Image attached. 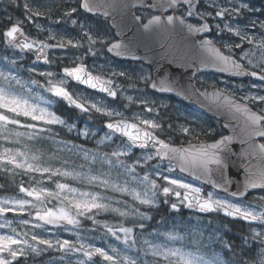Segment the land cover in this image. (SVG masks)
Segmentation results:
<instances>
[{
    "label": "snow or ice",
    "instance_id": "obj_1",
    "mask_svg": "<svg viewBox=\"0 0 264 264\" xmlns=\"http://www.w3.org/2000/svg\"><path fill=\"white\" fill-rule=\"evenodd\" d=\"M8 2L15 8H22L27 21H34L37 17L50 18L51 16L50 8L36 6L31 0H23L22 3L20 0H8ZM162 6L165 10L172 9L173 14L166 17L153 16L146 24H143L146 31L153 29L154 26H160L179 32L192 38L193 44L210 53L207 63L217 71L229 72L237 76H249L264 82V20L248 16L256 9L249 7L246 0H165ZM146 7L151 8L156 5L149 4ZM80 10L92 15H100L102 12L105 18L110 15L101 0H77L75 5H70L63 11L62 17L79 29L75 35L61 34L36 24L39 32L46 33V35L43 39L32 38L23 29L24 21L9 15L6 18V30L0 31V36L6 40L8 47L19 49L21 52L25 50L35 52V59L43 60L45 64L53 63L49 59V49H84L79 55L75 51L66 54V65L63 58L57 57L62 65V73L42 71L38 75L45 78L44 83L36 79H30L28 83L44 89L83 113L94 111L108 118H118L110 119L105 124L109 132L106 133L104 140H111L113 136L119 134L117 138L122 141V144L111 153V156L116 158V164L123 170L118 171V175L126 176L128 179H125L122 184L115 183L104 178L111 175L110 171L101 175H93L91 170L88 174H84L74 169L62 170L46 165L42 163V156L31 153L27 145H25V150L11 147L0 148V169L5 172L29 175L37 185L26 187L20 183L17 187L19 193L24 194L23 197L0 198V218L3 220L0 222V229H10V234H0V264H26L29 257L40 256L49 250L62 253L60 259L70 254L81 253L92 264H95L93 257L96 256L100 257L104 264H138L137 259L122 254L115 247L108 251L80 240L76 242L67 239L53 240L35 232H18L12 226L13 221L6 219L9 213L18 216L27 213L32 217L34 210L33 219L36 223H32L29 219H21L18 223L24 226L31 224V227L36 229L52 225L68 230L67 226L78 227L81 217L94 219L95 215L100 212L116 213L125 219L134 215H138L141 220L151 219L147 213L140 212L139 206L131 211L122 210L113 206L111 197L96 191L82 190L58 180L53 181L55 190L45 187L42 184L45 175L48 180H53V177L70 178L82 184L86 183L90 186L126 194L131 196L133 201H138L139 205H147L149 208L157 206L158 202H161V197L164 198L163 203H168L174 196L176 202L170 204L173 210L179 211L180 206H186L202 213L223 212L228 217L243 220L248 223L250 229V235L245 238L244 242L252 247L241 251H244V255L255 253L256 247H259L260 251L245 260L234 245L225 244V248L238 257L234 261H229L228 264H264V143L255 142L256 138H264V93L250 91L244 95H237L228 88L220 89L215 85L211 86L213 89L211 93L207 88L203 90L195 86L192 88L197 98L211 100L217 110H226L237 120L242 118L244 125L242 131L252 142L250 144L253 149L251 155L258 157L262 162L259 167L251 164L243 166L245 173L243 182L232 180L228 178L226 172L232 158L236 157L231 147L235 134L228 136L222 132L217 133L213 128L205 129L191 121L183 124L166 121L160 114V108L166 106L157 107L154 101L144 99L142 94L136 99L132 96L125 98L128 104L122 107L127 108L132 104H140L146 113L129 118L123 111L105 107L93 102L89 97L69 91L66 85L70 78L78 85L106 93L107 97L117 100L118 89L115 87L113 78L127 76L123 71L117 72L111 69L105 71L102 66L96 68L93 65L90 69L84 63L86 55H97L96 46L106 48L109 53H114L116 56L127 55L129 50L122 42H112L101 36L98 31L94 32L86 22L73 19V16L78 15ZM194 16L199 17L201 23L189 22L188 18ZM246 16H248L247 23L241 26L240 20ZM136 19L139 20L140 17ZM209 20L215 23H209ZM249 28H255L258 32L249 33ZM214 30L218 37L228 34L238 40L221 43L220 47H217L214 40L207 36L198 41L195 39L201 33H211ZM132 58L137 59L138 57L133 55ZM12 63L16 62L12 61ZM30 71L35 73L36 69L32 68ZM94 71L97 74H94ZM149 85L152 89L161 92L175 90L173 82L167 79L152 81L150 77L145 78V87ZM129 86L135 87V85ZM25 88V84L17 76H13L10 72L6 74L0 71V139L9 141L14 137L15 139L11 142L16 144H19L21 138L25 136L28 139H34L40 124L65 125L69 131L72 130L74 125H67L66 121L51 111L49 107L43 106L50 105L51 100H46L41 95H32L31 87L26 88L28 94L25 95L24 91H21ZM251 88L256 89L258 85L252 83ZM20 117L38 123H22ZM9 125H19L32 132L9 129ZM228 126V124L223 125L224 128ZM39 131L46 132L51 129L40 127ZM83 135L88 136L89 132L85 130ZM217 136L219 138H216ZM125 137L126 141L123 139ZM181 138H183L182 143ZM209 140L211 142H208ZM103 142V140L100 141V143ZM133 149L147 150V153L140 158H135L131 155ZM80 151L84 154L85 160L89 159L87 150L81 146ZM246 154L241 153L240 155ZM104 155L108 157V153ZM122 156L129 157L133 162L129 164L121 160ZM91 159L95 162L97 157L92 155ZM151 161L155 163H150ZM107 163L112 165L111 159H108ZM16 170L20 172L17 173ZM32 173H38L39 178L31 175ZM181 174H186V177ZM214 176H218L219 179H214ZM188 178L194 182H202L201 186L188 182ZM203 184H210L213 190L206 191ZM3 187L4 185H0V188ZM250 190H259V192L249 199ZM52 201L58 203L49 207ZM124 203L127 205V201ZM104 227L107 234L115 237L116 240L122 239L129 248L138 243L132 227L121 224L114 228L107 223ZM139 228L144 229V223L141 222ZM118 233H122L123 236ZM164 235L172 242L185 241V237L178 233L169 232ZM190 243L189 239L181 247H169L167 244H153L145 239L143 244L146 247L143 248V253L145 256L150 254L154 258L150 264H225L215 255L210 259H205L204 255H198L191 250L186 251L185 248ZM21 258L24 260L22 261ZM79 264H86V261L80 260ZM140 264L144 262L140 261Z\"/></svg>",
    "mask_w": 264,
    "mask_h": 264
},
{
    "label": "rangeland",
    "instance_id": "obj_2",
    "mask_svg": "<svg viewBox=\"0 0 264 264\" xmlns=\"http://www.w3.org/2000/svg\"><path fill=\"white\" fill-rule=\"evenodd\" d=\"M20 2L22 3L23 0H20ZM31 2L36 6L50 8V18L37 17L34 19V21H27L25 19L22 8H15L11 6L8 0H0V31H3L6 28V18L9 15H11L13 18H19L24 21L23 25L27 24V33L30 36L38 37L41 39L44 38L46 33L39 32V30L35 26L36 24L43 25L46 29H51L52 31L59 32L61 34L75 35L79 31V29L77 27H74L67 19H62L63 11L68 6L75 5L77 0H31ZM246 2L249 4V7L256 9L254 13H249L248 16H251L252 18L258 20H264V1H262V4H254L248 0H246ZM248 16L241 18V26L247 23ZM73 19H79L81 22H86L94 32L98 31L101 36L105 37L108 40L114 41L116 39V37L108 31V23L105 18L99 16H90L80 10L78 15L73 16ZM56 21L61 22L55 23ZM212 23L214 24L215 21H212ZM248 31L249 33L258 32V30L255 28H249ZM211 38L219 47L221 43H231L234 40H238V38L234 36L230 37L228 34H223L222 36L218 37L215 33V30L213 31ZM1 39L2 36H0V43ZM245 47L248 46L245 45ZM95 50L97 52L96 56H91L89 54L84 58V63H86L90 69H92L93 65H95L96 68H100L102 66L105 71L111 69L117 72L123 71L127 74L126 77L113 78L115 80V87L118 89V99L110 100L106 96L101 95L94 90L87 89L86 87L75 84L68 79V83L66 86L68 87L69 91L73 92L74 94L79 93L86 97H89L93 102L102 104L105 107L115 108L117 110L123 111L125 113V116L129 118L135 115L146 114L143 110V106L140 104H132L127 108L122 107L123 105L128 104V101L125 99L127 96H132L133 99H136L138 95L142 94L144 99L150 102L154 101L157 107L166 106L160 108V114L166 121H171L173 123L179 124H183L186 121H191L194 122L195 125H199L202 128H208L204 127L198 122H195L196 119L189 113V110L181 101H178L170 96L157 94L152 91L149 86L145 87V78H153L152 69L150 66L145 65L141 62L117 60L109 53H107L105 48L99 46H96ZM73 51L77 52V55H79V53L83 52L84 49H66L63 51H57L53 53L51 58V60L53 61V65L49 67H43L37 64L32 59V57L21 54L15 49H9L5 47L4 44H0V71L5 72L6 74L10 72L13 76H17L19 79H21L26 88H32V95H41L46 100H51L52 102L50 105H43L49 107L51 111L55 112V108L57 107H59L61 111H66L67 107L69 106L66 101L54 97L51 93H48L44 89L38 88L35 85H31L28 82L30 81V79H36L39 80L40 83H44L45 78L38 75V73L42 71L50 70L56 73H61L62 65L60 61L57 60V57L63 58L64 64L66 65V54ZM237 52H239V50H237ZM12 61H15L16 63H12ZM32 68L36 69L35 73L30 71V69ZM94 74H97L96 71H94ZM196 81L198 87L201 89H210L212 88V85H215L220 89L228 88L229 90L236 92L237 95H244L246 93H249L250 91L264 93V83L251 80L232 81L224 78L223 76L202 73L196 76ZM252 83H256L258 85V88L252 89ZM129 85H135V87H130ZM15 87L19 88V86ZM26 88L21 90L24 91L25 95L28 94L26 92ZM77 111L80 112V110L78 109ZM59 114L66 121L67 125H74L71 131H69L68 127L65 125L40 124L38 129L36 130L34 139H28L27 136H25L21 138V142L19 144L11 142L15 139L14 137L10 138L9 141L0 139V148L11 147L25 150V145H27V149L30 150L31 153L42 156V163L46 165H51L62 170L67 169L71 171L74 169L75 171L84 174H88L89 170H91V173L93 175H101L102 173H108L110 171L111 175L104 178L109 179L110 182L115 183L122 184L125 179H128V177L126 176L118 175V171L122 172L123 170L120 169L116 164V158L111 156V153L122 144V141L117 138L119 135L116 134V136H113L111 140H104V137L106 133L109 132V130L103 127V122L106 120L118 118H108L101 114L95 113L94 111H91L85 115L89 116V118L87 119H82L78 114H75L71 118H66L63 114ZM56 115L58 114L56 113ZM20 119L22 123H38L27 120L23 117H20ZM58 126L64 128L65 130H61ZM8 127L9 129H15L21 132H32V130L25 129L19 125H9ZM40 127L49 128L51 129V131L40 132ZM85 130L89 132L88 136L83 135V132ZM68 133L71 135H75L73 142L71 141V135H68ZM102 140L104 142L100 143V141ZM182 142L183 138H181V143ZM81 146L83 147V149L89 152V159H84V154L80 151ZM51 153H60L59 155L61 158L52 159L50 157ZM105 153H108V157H105ZM146 153L147 150L133 149L131 155L132 157L140 158ZM92 155H95L97 157L95 162H93L91 159ZM108 159H111L112 165H109V163H107ZM120 159L126 161L129 164L133 162L132 159L125 156L120 157ZM65 161H67V163H64ZM141 163L143 165V161ZM150 163H155V161H151ZM81 165H84V167H80ZM137 171H140L139 167L137 168ZM16 172L19 173L20 170H16ZM31 175L37 176L39 178L38 173H32ZM181 175L184 176L183 174ZM55 180H58L61 183H69L71 186L80 188L82 190L96 191L101 193L102 195H107L112 198L111 202L113 206L119 207L122 210L131 211L134 207L139 206L140 212L147 213L151 217V219L141 220L138 215L129 216L127 219H125L119 217L116 213L100 212L99 214L95 215L94 219L81 217L80 225L75 228H73L72 226H67L68 230H65V228L63 227L57 228L52 225H47L45 226V228L36 229L32 228L31 224L28 226H24L18 223V221L21 219H29L32 220V223H36V221L33 219L35 214L34 210L32 213V217H30L27 213H25L23 216H18L10 213L11 216L6 217V219L13 221L12 226L15 227L18 232H35L45 238L53 240L67 239L72 242L80 240L86 244H91L96 247H102L108 251H110L111 248L115 247L119 249L122 254H126L137 259L138 264H140V261H143L144 264H150V262H152L154 259L150 254L148 256H145L143 253V248L146 247L143 244V241L145 239L149 240L153 244H167L169 247H181L190 239L191 243L188 244L187 248H185L186 251L191 250L198 255H204L205 259H210L213 255H215L220 260L224 261L225 264H228L225 258V253H223L224 250L227 249L225 248V244H228L223 240V232H225L228 227L225 221L215 222L211 219L207 220L199 215H195L193 213L185 211L184 206H180L179 211L173 210L170 207V204L176 202V198L174 196L171 198V200H169L168 203H163L162 200L164 198L161 197V202H158L157 206L149 208V206L147 205H139V202L133 201L132 197L129 195L112 192L110 189H105L102 187L90 186L86 183L82 184L80 181L71 180L70 178L53 177V180H48L47 175H45L42 184L45 187H49L55 190V184L53 183V181ZM19 182H23V184L24 182L27 183V187L37 186L35 181H32L30 179L29 175L5 172L0 169V185H6L3 188H0V198L23 197L24 194L19 193V191L16 194L8 193L10 191V188L13 189V186L18 184ZM188 182L192 181H190V179L188 178ZM132 186L135 187V185ZM125 201H127V205H125ZM56 203L58 202L52 201V203L49 204V207L55 205ZM157 212L163 213L164 218L156 221V216L154 215ZM106 215L112 217L116 216V222L106 221L104 219ZM166 218L167 221H165ZM96 221H99V223H96ZM0 222H3L2 218H0ZM141 222L145 225L144 229L139 228V224ZM105 223L114 228L119 227L121 224L126 227H132L134 229L133 234L137 237L138 240L136 246L129 248L128 245L123 243L122 239L116 240L115 237L107 234V230L104 227ZM169 232L183 235L185 237V241H169L167 236L164 235V233ZM0 234H10V229H0ZM118 234L123 236L122 233ZM239 236L242 237L241 234H239ZM216 245H219V249ZM238 246L241 247L243 246V244L241 243ZM62 255L63 254L60 252L49 250L40 256L34 258L29 257L26 264H79L80 260H85L86 264H92V262L87 261V258L84 257L81 253L70 254L64 259H60ZM244 259L247 260V257H244ZM21 260L23 261L24 258H21ZM93 261H95V264H104L102 259L98 256L93 257Z\"/></svg>",
    "mask_w": 264,
    "mask_h": 264
},
{
    "label": "water",
    "instance_id": "obj_3",
    "mask_svg": "<svg viewBox=\"0 0 264 264\" xmlns=\"http://www.w3.org/2000/svg\"><path fill=\"white\" fill-rule=\"evenodd\" d=\"M146 1H151L152 5H156V7H151V9L158 11L159 14L157 15L159 16L166 17L164 16V13L168 10H172L164 9L162 5L165 3V0H101V2L105 4L107 11L110 13L108 16L110 24L115 29L118 36V40L115 42H122L127 45L129 50L128 54L124 56H116L114 53L110 54L120 59L140 60L149 64L153 69L152 81L167 79L168 81L173 82L175 88L174 91L168 92H161L153 89L154 91L173 95L178 100L188 103L193 109L219 118L222 120L223 125L228 124L229 126L225 128L228 131L227 135L232 136L235 134V139L233 140L231 147L236 153V157L232 158L226 175L232 180L243 182L245 179L243 166L251 164L259 167L262 162L258 157L251 155L253 149L250 147V144L252 142L248 140L247 134L242 131L244 127L242 118L239 120L234 119L226 110H217L211 100L197 98L193 93L192 88L193 86L197 88L194 76L200 72H212L225 75L229 78L239 79L247 78L249 76H237L229 72L217 71L216 68L207 63L210 58V53L199 48L198 45L193 44L192 38L180 34L179 32L170 31L169 29L160 26H154L153 29L146 31L143 28V24H146L151 18L145 23H141L140 19H136L137 16H135L134 13L135 8L138 6H144ZM101 15H103L102 12ZM205 34L207 33H201L200 35ZM195 39L197 40V36ZM4 43L8 46L5 39ZM53 50L57 49H49L48 53ZM23 53L31 54L34 57L36 55L35 52L27 50L23 51ZM133 55L138 58L133 59ZM37 62L46 65L43 60ZM212 90L213 89L211 88L208 92L211 93ZM101 94L107 96L106 93ZM109 98L113 99L111 97ZM107 122L108 121L104 122V126ZM255 142L258 143L257 138ZM241 153L247 154L241 156ZM213 178L219 179L218 176H214ZM184 207L188 211L205 214L199 212L197 209H189L186 206ZM214 213L224 215L223 212ZM228 218L236 221H243L240 219H233L232 217Z\"/></svg>",
    "mask_w": 264,
    "mask_h": 264
},
{
    "label": "flooded vegetation",
    "instance_id": "obj_4",
    "mask_svg": "<svg viewBox=\"0 0 264 264\" xmlns=\"http://www.w3.org/2000/svg\"><path fill=\"white\" fill-rule=\"evenodd\" d=\"M264 0H261V1H258V2H252L254 4H262ZM151 4L150 1L146 2V5H149ZM156 11H153L151 8L149 7H136L135 9V14L139 17H141V20L142 21H145L146 19L152 17L153 15H156ZM170 12H166L165 13V16L169 15ZM92 16V15H90ZM93 16H97V15H93ZM100 17V16H99ZM107 20V23H108V31L112 34V35H116L115 34V31L114 29L110 26L109 24V20L108 19H105ZM189 22L191 23H194V24H199L201 23V21L197 18H188ZM209 23H212V21L209 20ZM213 24V23H212ZM24 29H25V32L27 33V24L23 25ZM38 38V37H36ZM41 39V38H40ZM245 80H251V81H255V82H261V81H258L256 80L255 78L251 77V78H247ZM243 80V81H245ZM261 83H264V82H261ZM189 113L196 119L195 122H198L200 124H202L204 127H208V128H214L217 133H223L224 135L227 134V131L223 128L222 126V121L209 115V114H205V113H202V112H196V111H192V110H189ZM207 129V128H206ZM216 138H219V136H217ZM211 141V140H209ZM257 141L258 143H264V138H257ZM191 181V180H190ZM194 182V181H192ZM196 185L198 186H201V183L202 182H199V181H195L194 182ZM203 187L206 191H212V186L208 185V184H203ZM259 190H253V191H250V196H249V199L252 198V195H255V194H258ZM201 217L209 220H214L215 222L216 221H225V223L228 225V227H230L233 231H238L239 228L243 229V232H242V239H243V242L245 240V238L247 236L250 235V229H249V225L248 223H244V222H239V221H233V220H230L229 218L223 216V215H220V214H215V213H209V214H206V215H201ZM236 237V235H233ZM239 239V238H237ZM250 247H252V245L250 244H246L245 247H244V250L246 251L247 249H249ZM260 251L259 247H256L255 249V253H248V255H253V254H258Z\"/></svg>",
    "mask_w": 264,
    "mask_h": 264
},
{
    "label": "trees",
    "instance_id": "obj_5",
    "mask_svg": "<svg viewBox=\"0 0 264 264\" xmlns=\"http://www.w3.org/2000/svg\"><path fill=\"white\" fill-rule=\"evenodd\" d=\"M0 44H2V43H0ZM55 109H56L57 112L63 114L66 118L67 117L71 118L75 114H78L82 119L89 118V116H85L87 113H83L81 111L78 112L77 109L75 107H73V106H68L66 111L65 110L64 111H61V109L59 107H57ZM71 114H72V116H71ZM1 182H4V181H1ZM4 186H6V185H4ZM10 191H13V189L10 188ZM154 216H156V218H155L156 221L159 220V219H163L164 218L163 213H160V212L159 213L157 212ZM104 219L106 221H109V222H111V221L116 222L117 217L116 216L115 217H112V216L106 215L104 217ZM165 221H167V218L165 219ZM238 231L237 232L235 230L233 231L230 227L229 228L227 227V230L225 232H223V240L226 241L228 244L234 245L236 247V250H237L238 253H240L244 257H247V259H249V255L248 254L247 255H244V251H241V250H244V247L246 245V243L243 242V239H242L243 237H240L239 236V234H241V236H242L243 229L239 228ZM233 235H236L238 237H235ZM237 238H239V239H237ZM241 243L243 244V246L239 247L238 245H240ZM216 246L219 249V245H216ZM223 253L226 254L227 259L229 261H234V260H236L238 258L237 256L232 255V253L228 249H225Z\"/></svg>",
    "mask_w": 264,
    "mask_h": 264
},
{
    "label": "bare ground",
    "instance_id": "obj_6",
    "mask_svg": "<svg viewBox=\"0 0 264 264\" xmlns=\"http://www.w3.org/2000/svg\"><path fill=\"white\" fill-rule=\"evenodd\" d=\"M56 113H57V112H56ZM57 114H58V113H57ZM58 115L63 119V117H62L60 114H58ZM68 135H71V134L68 133ZM71 137H72V140H71V141L73 142V141H74L73 139L75 138V135H71Z\"/></svg>",
    "mask_w": 264,
    "mask_h": 264
}]
</instances>
